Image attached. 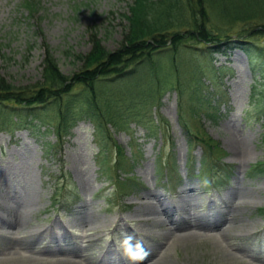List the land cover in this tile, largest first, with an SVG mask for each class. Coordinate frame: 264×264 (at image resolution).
Instances as JSON below:
<instances>
[{"label": "rangeland", "instance_id": "obj_1", "mask_svg": "<svg viewBox=\"0 0 264 264\" xmlns=\"http://www.w3.org/2000/svg\"><path fill=\"white\" fill-rule=\"evenodd\" d=\"M37 1L38 8L25 0H0V76L16 86L41 79L45 44L50 46L60 70L68 75L78 70L81 63L66 51L87 54L92 47L89 35L93 27L101 44L116 50L127 24L124 15L132 2ZM248 37L240 40H248ZM254 40L264 46V37ZM209 58L215 72L201 78V91H212L217 96L222 94L225 99L218 106L216 122L202 114L190 117L193 102L189 94L194 82L189 74L182 72L180 84L186 88L183 96L178 97L177 90L167 88L162 91L158 106L154 107L152 116L161 128L156 138L146 137V131L135 124H130L133 134L113 132L116 145L126 157L142 154V160L134 166L132 173L127 176L120 171L119 175L123 182L135 183L134 187L116 188L99 176L97 161L102 162L103 158L97 159L98 147L88 120L78 121L63 143H57L52 133L43 134L46 125L53 121L54 116L49 112L45 114V123L38 122L34 130L15 128L10 132L1 128L0 197L14 191V188L10 189L14 173L25 183L32 184L41 197L37 206L27 209L29 228L43 230L54 222L66 224L84 205L93 213L96 222L68 223L64 232L55 227L56 234L47 230L39 237L36 247L25 244L19 234L9 238L0 235V264H92L93 261L86 260V255L98 261L106 252L116 250L128 251L127 255H122L135 258V248L141 242L156 247L158 244V247L137 264H264V174L251 172L257 161H264V72L253 71L247 54L240 48L227 47L212 53L202 64L205 65ZM172 80L176 81V78ZM146 82L143 79L140 84L155 91L154 86ZM252 92L255 100L260 101L252 106L260 107L254 112V118L246 120L243 113L250 105ZM181 110L186 121L219 144L220 162L229 171L227 181L220 187L213 186L208 173L198 174L202 149L198 145L188 147L179 117ZM258 116L259 120H256ZM45 143L52 144L48 155ZM234 145L239 156L234 153ZM189 154L194 156L195 163L187 162ZM113 157L115 155L111 153L107 161ZM104 161L106 164V159ZM237 163H242V167L238 168ZM168 165H173L179 177L174 189H169L166 184L171 174L167 170H172ZM238 177L244 181L242 192L248 191L255 198L246 205L241 203L238 195L229 199L223 196ZM186 181L197 187L191 196L196 199L192 202L195 208L191 210L195 214L191 212L188 217L206 215L214 208L229 210L240 217L245 232L234 231L231 237L225 238L219 228L212 232L192 229L198 237L185 241L176 234L186 230L165 233L166 217L163 214L145 213L141 216L145 219L131 220L148 189L162 190L166 200L170 201L176 199ZM59 188L63 190L57 197ZM21 201V196L17 195L11 204L22 207ZM173 204L176 203H167ZM157 207L160 209L161 205ZM117 218H125V222L116 225L114 220ZM98 221L103 226H97ZM75 243L84 251L68 253L67 247ZM57 246L62 247L59 254L53 251Z\"/></svg>", "mask_w": 264, "mask_h": 264}, {"label": "trees", "instance_id": "obj_2", "mask_svg": "<svg viewBox=\"0 0 264 264\" xmlns=\"http://www.w3.org/2000/svg\"><path fill=\"white\" fill-rule=\"evenodd\" d=\"M25 2L38 8L37 0ZM124 18L127 24L116 50L104 47L91 27L92 47L87 54L66 51L81 63L69 75L60 70L50 46L45 44L40 80L16 86L0 76L1 126L34 130L38 122L45 123L49 112L53 121L43 133H53L56 141L62 143L79 120H89L98 147L97 159L103 158L102 162L97 161L98 172L118 183L119 172H131L140 154L126 157L116 145L113 132L132 134L130 124H135L146 130L147 136L156 137L161 128L152 116L154 107L167 88L177 90L178 97L183 96L186 88L180 84L182 72L194 82L189 94L193 102L190 117L202 114L211 122L218 120V106L224 98L222 94L201 91V78L215 72L211 58L202 64L210 54L227 46L240 48L247 54L252 70L264 72V46L254 40L264 37V0H132ZM233 36L235 39H230ZM245 36L249 39L240 40ZM143 79L155 91L141 85ZM255 98L252 92L245 119L254 118L260 107L252 106L260 102ZM179 117L189 146L202 149L201 172L210 174L215 182L226 179L228 170L220 162L218 143L186 121L182 110ZM255 119L259 120V116ZM51 147L45 143L47 154ZM111 153L115 157L107 161ZM191 161L194 163L192 155L188 158ZM253 169L264 174V161L257 162Z\"/></svg>", "mask_w": 264, "mask_h": 264}, {"label": "bare ground", "instance_id": "obj_3", "mask_svg": "<svg viewBox=\"0 0 264 264\" xmlns=\"http://www.w3.org/2000/svg\"><path fill=\"white\" fill-rule=\"evenodd\" d=\"M228 41V40H227ZM231 43V42H230ZM234 152L236 156H239L240 153L237 151V148L234 145ZM237 167L241 168L242 163H237ZM18 174L14 173L13 182L10 186V189L14 188V191L10 193H5L0 197V235L9 238L10 235L19 234L21 238L25 240V244L30 245L32 247H36L39 244V237L42 236L47 230H51L52 233L56 234L57 232L54 228H58L59 231L64 232L66 224L68 223H76L78 221H86L90 223H95L93 213L88 212L86 210L87 205L80 207V211L78 215L75 214L68 221V223H60L54 222L50 226L44 228L43 230H34L29 228L28 226V213L27 209L32 208L35 205H38V202L41 201V197L37 195L32 184H28V182H24L22 178H19ZM244 181L240 177L236 178V181L233 186H231L224 194V199H229L232 196L238 195L243 205L251 203L255 198L248 191L242 192V184ZM197 190L195 184H191L186 181L183 184V187L178 191L177 197L174 200L167 201L166 197L162 190L160 189H148L142 199L138 202L137 207L134 210L133 216H131V220L141 221L145 218H141V216L145 213H151L156 215L157 213L163 214L166 217V234H172L173 232H180V230H186L183 234L177 233L176 236L180 240H189L190 238H197L198 235L192 229L197 230H206V231H214L217 228L220 229V233L223 237L228 238L231 237L234 231L242 234L245 232V229L242 227L241 219L236 214H231L229 210H221L218 209L215 212H209L203 216H195L190 218L191 212L195 214L193 211L195 208L196 199L192 198ZM238 193V194H237ZM17 195L21 196V205L22 207H17L12 205L13 198ZM223 203L226 201L223 200ZM167 203H176L173 205H167ZM158 209L157 206H160ZM125 218H117L114 220L116 225L120 223H124ZM97 226L100 225L99 221ZM191 229V230H189ZM60 232H58L59 234ZM158 247V244H157ZM156 245H148V243L141 242L135 248V258H128L127 256H123L119 253L108 251L104 254L98 261H94L93 258L86 255V260L89 259L92 264H137L146 259L147 255H150L152 250L157 248ZM62 247L57 246L53 251L59 254ZM68 253L75 252H83L84 249L80 250L78 248V244L70 245L67 247Z\"/></svg>", "mask_w": 264, "mask_h": 264}]
</instances>
